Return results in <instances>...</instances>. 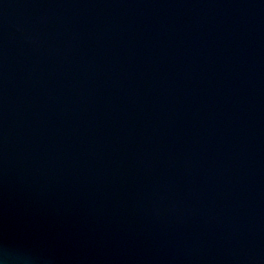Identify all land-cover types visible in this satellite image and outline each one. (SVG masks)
<instances>
[{
    "label": "water",
    "instance_id": "water-1",
    "mask_svg": "<svg viewBox=\"0 0 264 264\" xmlns=\"http://www.w3.org/2000/svg\"><path fill=\"white\" fill-rule=\"evenodd\" d=\"M0 260L264 264V0H0Z\"/></svg>",
    "mask_w": 264,
    "mask_h": 264
},
{
    "label": "clouds",
    "instance_id": "clouds-1",
    "mask_svg": "<svg viewBox=\"0 0 264 264\" xmlns=\"http://www.w3.org/2000/svg\"><path fill=\"white\" fill-rule=\"evenodd\" d=\"M0 264H6L4 260H0Z\"/></svg>",
    "mask_w": 264,
    "mask_h": 264
}]
</instances>
